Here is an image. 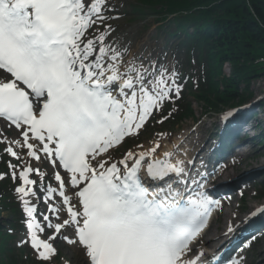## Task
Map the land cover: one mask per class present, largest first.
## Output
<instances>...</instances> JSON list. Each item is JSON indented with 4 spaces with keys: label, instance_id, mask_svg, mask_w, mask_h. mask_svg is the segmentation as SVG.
<instances>
[{
    "label": "snow or ice",
    "instance_id": "1",
    "mask_svg": "<svg viewBox=\"0 0 264 264\" xmlns=\"http://www.w3.org/2000/svg\"><path fill=\"white\" fill-rule=\"evenodd\" d=\"M114 10L111 0H0V120L18 133L9 139L0 129L17 161L0 181L17 184L18 246L36 264H54L58 240L79 250L81 264H207L198 241L220 206L208 174L158 154L163 133L113 155L183 90L178 71L125 59L108 23ZM250 215L264 216V207Z\"/></svg>",
    "mask_w": 264,
    "mask_h": 264
},
{
    "label": "trees",
    "instance_id": "2",
    "mask_svg": "<svg viewBox=\"0 0 264 264\" xmlns=\"http://www.w3.org/2000/svg\"><path fill=\"white\" fill-rule=\"evenodd\" d=\"M162 1L172 13L176 9H186V6H202V2L208 0ZM221 12L227 21L213 25L214 30L211 31L216 38L215 47L212 50L214 72L224 63H229L236 68L234 76L240 80L252 73L257 74L263 71L261 67L264 63L259 60L264 57V0H231L226 3ZM210 13L217 15L212 10L207 14ZM255 61H258L259 65ZM226 83L228 84V81ZM236 97L238 94L234 89L221 93L219 88L216 90L212 88L201 100L208 107L214 108L228 104Z\"/></svg>",
    "mask_w": 264,
    "mask_h": 264
},
{
    "label": "rangeland",
    "instance_id": "3",
    "mask_svg": "<svg viewBox=\"0 0 264 264\" xmlns=\"http://www.w3.org/2000/svg\"><path fill=\"white\" fill-rule=\"evenodd\" d=\"M120 0L118 1V3ZM119 8H121L118 5ZM120 25V32H119V37L120 40L124 43V47H126L128 44L133 45V47L138 50L141 53V59L140 61L147 64L149 62H156L158 65H163L165 66H170L171 60L167 58L165 52H162L160 49L156 47V43L154 42L153 36H154V30L155 26L153 24H149L147 22H140V23H135L132 25H128L125 21L121 20L119 21ZM172 70H174V67L170 66ZM224 74L227 76L231 75V71L228 67H225L223 70ZM250 90L254 95H257L260 91H264V81H256L255 83L252 84ZM189 102L192 103L194 112L196 114V121L195 122H189L184 124V126L178 131H182L178 133L176 136L180 137L184 132H186L187 128H192L193 126L201 127V129H207L208 126L211 123V115L209 116H204V111L205 108L196 102H194L191 99H189ZM264 151V149H262ZM2 154V153H1ZM257 156H259V150L256 152ZM254 153H248L249 157L250 155L256 156ZM258 161L252 162V164L249 165V167L246 170L240 171L238 174L233 175L229 178L231 181L235 180H243L246 176L245 173L251 172L254 169L261 168L262 170L264 169V154L261 157H258ZM258 178V177H256ZM258 182L256 185H252L253 187L252 190H250L247 194V200L252 198L256 191L259 189L257 188ZM255 188V190H254ZM234 208H237V204H235ZM2 218L6 219V221L11 222L12 216H10L8 213H4L2 215ZM21 238L13 240L12 244L13 246L17 249L18 248V242ZM260 246L263 248L264 251V240L261 242ZM256 251H253V254H255ZM264 253V252H263ZM78 254L77 250H63L62 256L67 257L68 259H71L73 262H76V259L73 256H76ZM264 261V259H258V262Z\"/></svg>",
    "mask_w": 264,
    "mask_h": 264
},
{
    "label": "bare ground",
    "instance_id": "4",
    "mask_svg": "<svg viewBox=\"0 0 264 264\" xmlns=\"http://www.w3.org/2000/svg\"><path fill=\"white\" fill-rule=\"evenodd\" d=\"M236 129V128H234ZM239 132V130H238ZM197 135V131H193L192 133L188 134L186 138H194L196 137ZM14 138H18L16 137L15 135L13 136V139ZM161 145H162V149L161 150H158V154L159 152L163 151V150H167V151H171L173 152L174 156H178V155H181L182 152L178 150L179 146L177 145V142L176 141H172L171 138H168V137H159L158 138ZM201 139H196L194 141V146H193V149H198L199 145L198 143L200 142ZM147 147V146H146ZM173 156V158H174ZM187 161V160H185ZM249 164V163H247ZM242 165L240 164V162H238L235 166H229V168H226V169H221L218 171V173L216 174V176L214 178H212V184H215L216 182H218L219 179H221L222 177L226 176L227 174H230L232 171H236L237 169L239 170V168L241 167ZM229 190H231L232 188H228ZM234 215H235V211L232 210L231 211ZM232 213H228L226 215V219H225V222L221 225V226H218L216 227L215 229L211 228L207 233L209 235L208 239L206 240V244H208V246H210L212 243L216 242V241H219V240H223L225 239V235H224V232L219 234V231H224V227L227 225L228 221L233 219L232 217ZM257 255L258 256H263V253H262V250L260 248H258V251H257Z\"/></svg>",
    "mask_w": 264,
    "mask_h": 264
}]
</instances>
